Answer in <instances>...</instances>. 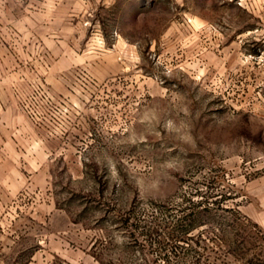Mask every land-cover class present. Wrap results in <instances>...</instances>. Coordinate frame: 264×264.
Returning a JSON list of instances; mask_svg holds the SVG:
<instances>
[{"label":"rangeland","instance_id":"obj_1","mask_svg":"<svg viewBox=\"0 0 264 264\" xmlns=\"http://www.w3.org/2000/svg\"><path fill=\"white\" fill-rule=\"evenodd\" d=\"M0 264H264V0H0Z\"/></svg>","mask_w":264,"mask_h":264}]
</instances>
